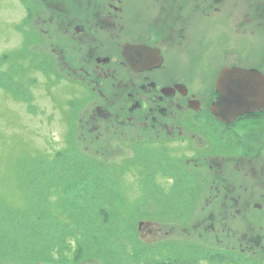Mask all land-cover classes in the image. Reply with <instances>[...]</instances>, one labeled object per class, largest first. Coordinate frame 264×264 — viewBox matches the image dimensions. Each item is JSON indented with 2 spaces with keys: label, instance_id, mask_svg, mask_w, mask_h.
Listing matches in <instances>:
<instances>
[{
  "label": "flooded vegetation",
  "instance_id": "af4514ba",
  "mask_svg": "<svg viewBox=\"0 0 264 264\" xmlns=\"http://www.w3.org/2000/svg\"><path fill=\"white\" fill-rule=\"evenodd\" d=\"M11 2L25 45L50 47L57 71L89 92L78 139H118L124 157L137 146L189 178L180 189L204 198L202 246L264 261V0ZM235 68L251 91L238 112L223 101L244 85Z\"/></svg>",
  "mask_w": 264,
  "mask_h": 264
},
{
  "label": "rangeland",
  "instance_id": "374dc122",
  "mask_svg": "<svg viewBox=\"0 0 264 264\" xmlns=\"http://www.w3.org/2000/svg\"><path fill=\"white\" fill-rule=\"evenodd\" d=\"M12 5L0 0V264H264L202 246L204 198L180 189L189 178L137 146L124 157L118 139H78L89 92L57 71L50 47L25 45Z\"/></svg>",
  "mask_w": 264,
  "mask_h": 264
},
{
  "label": "water",
  "instance_id": "95a60500",
  "mask_svg": "<svg viewBox=\"0 0 264 264\" xmlns=\"http://www.w3.org/2000/svg\"><path fill=\"white\" fill-rule=\"evenodd\" d=\"M234 72H235L234 81L235 82L242 81V82H244V85H242L239 88V90H237V89H233L231 91L224 90V91H227V92L225 93L224 100L221 99V100L224 101L225 106L228 105V106H230L232 108H234L235 104L236 105L237 104H239V105L243 104L245 106L247 104V102H248L249 97L251 96V91L248 89V87H247L248 83L246 81L247 78L249 77V73L246 72V70L240 69V68H235ZM220 84H221V79L219 80L218 85L220 86ZM229 92H230V94H229ZM256 94H257V92H256ZM229 99H233L235 103L234 104H229L228 103ZM221 100H220V104L222 102ZM215 109H216V106H215ZM234 112H237V111H234Z\"/></svg>",
  "mask_w": 264,
  "mask_h": 264
},
{
  "label": "bare ground",
  "instance_id": "6f19581e",
  "mask_svg": "<svg viewBox=\"0 0 264 264\" xmlns=\"http://www.w3.org/2000/svg\"><path fill=\"white\" fill-rule=\"evenodd\" d=\"M228 103L229 104H234L235 102H234V100L233 99H229V101H228ZM244 105L243 104H241V105H239V104H235L234 105V108H235V111H240V110H242L244 107H243ZM211 249H213V248H211ZM253 259H256V258H253Z\"/></svg>",
  "mask_w": 264,
  "mask_h": 264
}]
</instances>
